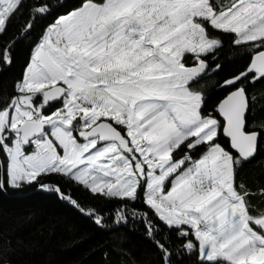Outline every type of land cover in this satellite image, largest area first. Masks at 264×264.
<instances>
[{
    "label": "snow or ice",
    "instance_id": "snow-or-ice-1",
    "mask_svg": "<svg viewBox=\"0 0 264 264\" xmlns=\"http://www.w3.org/2000/svg\"><path fill=\"white\" fill-rule=\"evenodd\" d=\"M66 7L0 0V64L52 18L0 95V192L55 193L98 227L136 220L158 264H264V186L239 178L264 149L249 116L264 0H79L55 14ZM60 181L111 203L109 217Z\"/></svg>",
    "mask_w": 264,
    "mask_h": 264
},
{
    "label": "trees",
    "instance_id": "trees-1",
    "mask_svg": "<svg viewBox=\"0 0 264 264\" xmlns=\"http://www.w3.org/2000/svg\"><path fill=\"white\" fill-rule=\"evenodd\" d=\"M55 2V0H54ZM66 8L56 15H62L78 5L79 0H59ZM52 18L41 21L32 36L17 45L14 62L9 66L0 64V95L13 91L14 84L21 77L30 55L31 41L39 36L43 27ZM230 37H225L228 43ZM213 81H208L211 87ZM250 119L255 125L264 123V83L257 84L250 91ZM216 96L210 93L209 105ZM239 178L253 190L264 186V149L251 163L244 166ZM55 182V179L49 183ZM85 207H96L104 211L106 219L113 205L98 199L88 191L60 181ZM256 205L264 204L257 199ZM143 209V204H137ZM151 215V214H150ZM155 219V217H153ZM162 234L168 230L157 221ZM0 262L2 264H158V254L145 233L143 225L131 220L118 225L112 220L98 227L55 193L26 187L22 191L9 189L0 192ZM185 264H193L186 260Z\"/></svg>",
    "mask_w": 264,
    "mask_h": 264
}]
</instances>
